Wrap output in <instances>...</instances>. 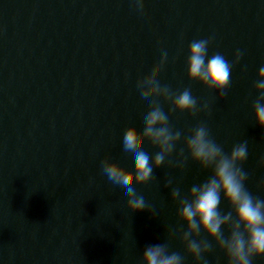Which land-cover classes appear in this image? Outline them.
<instances>
[{
    "label": "water",
    "instance_id": "obj_1",
    "mask_svg": "<svg viewBox=\"0 0 264 264\" xmlns=\"http://www.w3.org/2000/svg\"><path fill=\"white\" fill-rule=\"evenodd\" d=\"M209 37V56L231 62L236 50L244 53L222 99L187 77L189 43ZM162 50L161 83L190 87L211 109L176 113L177 129L188 135L204 121L226 152L247 141L246 187L264 199V130L252 111L264 65V0H145L144 14L131 0H0V264H142L147 246L180 227L167 179L187 193L210 170L189 159L182 172L173 153L154 168L151 188L134 185L149 209L133 212L100 167L109 157L135 169L122 136L131 125L143 130L148 104L136 81ZM220 209L231 210L223 195ZM209 242V264H227ZM170 251L196 264L178 236Z\"/></svg>",
    "mask_w": 264,
    "mask_h": 264
},
{
    "label": "clouds",
    "instance_id": "obj_2",
    "mask_svg": "<svg viewBox=\"0 0 264 264\" xmlns=\"http://www.w3.org/2000/svg\"><path fill=\"white\" fill-rule=\"evenodd\" d=\"M131 4L138 13L144 14L145 0H131ZM212 39H194L189 43L187 77L222 99L230 87L233 67L239 64L244 53L236 50L231 62L219 52L209 56ZM167 63L168 52L162 50L160 60L151 71L136 81L141 99L148 104L144 127L141 131L131 125L122 136V150L131 154L135 169L129 170L105 157L100 163L101 172L111 184L124 189L128 207L135 212L149 208L134 185L151 188L154 168L163 166L173 153L177 156L174 166L182 172L189 159L202 171L210 170L208 178L193 184L187 193L178 186L173 187L172 179H167L165 187L171 188V199L178 205L177 214L182 223L179 228L168 230L167 242L145 248L142 264H184L185 256L170 251L171 241L177 236L196 264H209L207 255L213 251L209 240L223 251L227 264H253L256 258L264 257V199L254 196L246 187L249 174L243 165L248 159V142L235 144L226 152L211 136L204 121L190 129L188 135L178 130L174 121L176 113L195 117L201 112L210 114L211 109L207 102L198 101L190 87L175 91L170 85L161 83L160 74ZM253 89L256 93L252 102L254 121L264 130V65L258 69ZM181 141L184 147L177 152V144ZM258 163L264 167V156ZM260 187L264 189V181ZM221 195L231 209L226 213L220 209ZM202 232L208 239L200 238Z\"/></svg>",
    "mask_w": 264,
    "mask_h": 264
}]
</instances>
